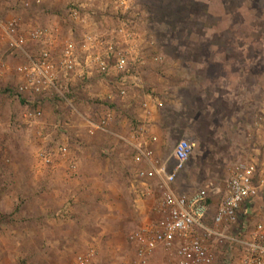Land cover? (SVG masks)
<instances>
[{"label": "rangeland", "instance_id": "1", "mask_svg": "<svg viewBox=\"0 0 264 264\" xmlns=\"http://www.w3.org/2000/svg\"><path fill=\"white\" fill-rule=\"evenodd\" d=\"M178 2L186 4L187 16L177 14ZM71 4L85 17L84 26L66 16ZM14 18L23 33L47 25L57 28L60 40L70 30L77 44L85 31L103 39L112 36L116 51L129 49L123 68L164 73L153 76V97L185 98L183 117L196 113L198 120L187 122L190 126L181 134H167L156 150L151 149L163 158L179 139L192 143L173 187L189 192L207 186L209 217L238 160L255 157L264 164V0H0V22ZM26 49L32 53L35 45L29 41ZM78 51L82 60L86 51ZM23 61L21 54L9 52L0 36V264H80L78 256L87 259L84 264H141L128 234L156 219L158 188L152 180L135 176L137 166L125 145L118 149L123 170L113 185L96 179L95 160L83 155L96 142L95 136L85 134L83 117L95 119L115 106L105 94L97 95L92 79L106 83L107 94L117 93L111 79L118 71L111 69L106 76L94 72L80 81L91 86L71 87L72 105L53 96L41 100L40 120L47 129L38 134L34 123L22 117L35 104L15 93L18 78L13 68ZM166 101L162 112L179 127L181 117L172 101ZM57 142L69 148L75 161L71 172L63 160H55L52 167L37 160L39 147L52 148ZM61 168L69 178L54 177ZM81 172L92 179L83 181ZM146 187L150 194L144 195ZM258 221L264 224V188L226 233L238 236ZM57 226L70 233L54 234ZM207 243L213 255L210 264H238V246L226 239ZM172 253L158 249L150 261L172 263Z\"/></svg>", "mask_w": 264, "mask_h": 264}, {"label": "built area", "instance_id": "2", "mask_svg": "<svg viewBox=\"0 0 264 264\" xmlns=\"http://www.w3.org/2000/svg\"><path fill=\"white\" fill-rule=\"evenodd\" d=\"M66 16L78 24H86L85 17L74 4L67 7ZM20 26L16 18L0 22V36L6 41L11 54L24 57V61L13 68L18 78L15 93L17 97L31 99L35 104L33 108L26 109L22 117L34 123L38 134L47 129L40 120L41 100L53 96L72 105L68 93L75 81L88 79V75L94 72L106 76L111 69L123 68L130 59L129 49L126 48L124 52L115 50L112 36L103 39L97 32L85 31L81 34L80 44H77L70 30L60 40L55 34L57 28L37 24L23 33ZM29 41L35 45L32 53L26 49ZM79 48L86 51L82 60L79 58ZM119 92L124 93V88L120 87ZM109 119V113L95 119L84 116L83 129L88 135L96 131L104 132L108 129ZM53 128L58 130L60 125L55 123ZM192 149V143L185 138L179 139L168 156L163 158L156 157L148 146L136 147L134 158L142 165L135 169V176L142 181L153 180L159 190L156 219L128 234V240L136 246L138 262L152 264V254L163 249L174 252V262L161 264H210L213 255L207 241L226 239L240 250L238 264H264V224L261 221L238 236L226 233L228 227L240 221L246 209H250V203L264 188L263 162L255 157H246L233 165L225 181L223 195L209 217L207 186L189 192H178L173 187L176 175L184 169ZM35 154L38 162L44 166L52 167L58 159L66 163L69 171L75 168V161L65 143L57 142L52 148L41 146ZM145 194H150L149 187H146ZM77 260L80 264L87 261L82 256H78Z\"/></svg>", "mask_w": 264, "mask_h": 264}, {"label": "crops", "instance_id": "3", "mask_svg": "<svg viewBox=\"0 0 264 264\" xmlns=\"http://www.w3.org/2000/svg\"><path fill=\"white\" fill-rule=\"evenodd\" d=\"M117 71L118 76L115 78L112 77L111 79L114 83L113 87L115 86L118 89L117 93L107 94L109 90L107 84L101 80L92 79L94 81L92 87L97 90V95L105 94V97L110 101L115 102V106L112 110H107L105 113H100L98 115L101 116L106 113L110 114L108 129L104 132L96 131L91 135L96 137L95 145L90 147L89 151L83 154L92 156V159L88 161L92 162V160H95L96 179L100 180L104 186L109 184L113 185L114 181L118 180L119 170H123L121 164H118V156L120 154L118 149L121 145H125L127 148L129 147L131 150L132 161L136 164V168H138L142 163L136 161L134 158L137 146L155 148L158 146L160 140L165 138L167 134L172 131L181 134L189 128L191 125L190 123H196L198 120L195 116L196 113L194 116H188L186 119L183 117L184 108L187 106L185 98L182 99L177 94L174 95V99H170L173 98L171 95H167L165 98L163 97V99H159L158 96L153 97V86L157 85L154 83L153 76H160L161 74H164L163 72H154V70L151 72L149 69H144V67L128 69L118 68L115 72ZM80 81L81 80H78L79 83L75 81L73 86H91V84L86 85L84 82ZM120 87L124 88V93L119 92ZM199 90L198 86H196L195 91H197L198 98L201 95ZM166 100H169V102L172 101L173 107L181 117V125L179 127H177V124L174 121L168 122L166 113L163 114L162 112V105L165 106L167 104ZM197 113L199 114L198 111ZM187 122L190 125H188ZM64 168L67 169L66 166H64ZM65 169H56L57 171H54L55 173H53L54 177L57 180L59 178H67L68 174H66ZM80 175L81 177H84L82 178L83 181L85 179H92L90 174L85 176L81 172ZM60 194L61 196L63 195L62 192H60ZM113 200L114 199H111V201ZM247 210L249 209H246V212ZM53 220L57 222L60 221L58 217H54ZM66 221L67 220H64V222ZM59 227L61 226L54 228V234L67 235L70 233L67 232L66 229H61Z\"/></svg>", "mask_w": 264, "mask_h": 264}, {"label": "trees", "instance_id": "4", "mask_svg": "<svg viewBox=\"0 0 264 264\" xmlns=\"http://www.w3.org/2000/svg\"><path fill=\"white\" fill-rule=\"evenodd\" d=\"M181 6H179L178 8H177V14L179 15V16H187V14H188V8H187V6H186V4L184 3V2H178ZM187 12V13H186ZM209 202H210V200H209Z\"/></svg>", "mask_w": 264, "mask_h": 264}]
</instances>
